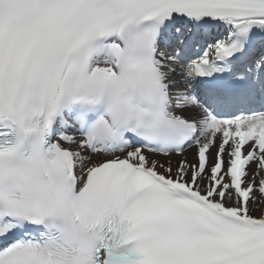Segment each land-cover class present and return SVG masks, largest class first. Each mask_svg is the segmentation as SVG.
Segmentation results:
<instances>
[{"label":"snow or ice","instance_id":"6c2138e0","mask_svg":"<svg viewBox=\"0 0 264 264\" xmlns=\"http://www.w3.org/2000/svg\"><path fill=\"white\" fill-rule=\"evenodd\" d=\"M0 264H264V0H0Z\"/></svg>","mask_w":264,"mask_h":264},{"label":"bare ground","instance_id":"6f19581e","mask_svg":"<svg viewBox=\"0 0 264 264\" xmlns=\"http://www.w3.org/2000/svg\"><path fill=\"white\" fill-rule=\"evenodd\" d=\"M193 153H194V149L189 150V151L186 153V155L189 157V159H193ZM176 159H178V158H176Z\"/></svg>","mask_w":264,"mask_h":264}]
</instances>
